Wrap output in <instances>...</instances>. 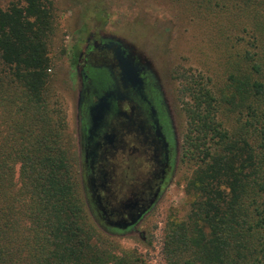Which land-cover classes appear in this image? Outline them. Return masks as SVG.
<instances>
[{
	"label": "trees",
	"instance_id": "trees-1",
	"mask_svg": "<svg viewBox=\"0 0 264 264\" xmlns=\"http://www.w3.org/2000/svg\"><path fill=\"white\" fill-rule=\"evenodd\" d=\"M214 2L224 58L214 93L195 78L184 89L185 158L198 169L163 250L168 264H264V0ZM54 32L52 0L0 7V264H145L114 254L87 215L49 88Z\"/></svg>",
	"mask_w": 264,
	"mask_h": 264
},
{
	"label": "flooded vegetation",
	"instance_id": "flooded-vegetation-1",
	"mask_svg": "<svg viewBox=\"0 0 264 264\" xmlns=\"http://www.w3.org/2000/svg\"><path fill=\"white\" fill-rule=\"evenodd\" d=\"M81 46V45H80ZM71 48L72 136L82 197L104 235H137L166 197L182 137L157 68L117 36Z\"/></svg>",
	"mask_w": 264,
	"mask_h": 264
},
{
	"label": "rangeland",
	"instance_id": "rangeland-1",
	"mask_svg": "<svg viewBox=\"0 0 264 264\" xmlns=\"http://www.w3.org/2000/svg\"><path fill=\"white\" fill-rule=\"evenodd\" d=\"M17 1L0 0V7L7 8ZM52 3L55 32L50 45L49 88L56 96L54 101L72 144L70 53L73 46H82L90 34L102 31L133 45L139 54L153 62L171 94L182 137L181 164L174 183L137 235L126 238L104 235L106 246L118 256L134 253L135 259L145 264H168L163 250L166 229L171 222H182L189 215L193 196L188 187L198 169L185 158L188 121L185 103L189 100L184 89L187 80L195 78L214 93L219 77L215 68L224 58L226 45L214 30V11L220 8L214 9V0H52ZM19 178L18 166L17 184Z\"/></svg>",
	"mask_w": 264,
	"mask_h": 264
}]
</instances>
